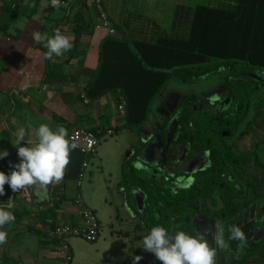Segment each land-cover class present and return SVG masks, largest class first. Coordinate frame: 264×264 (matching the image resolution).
<instances>
[{
	"label": "crops",
	"instance_id": "crops-1",
	"mask_svg": "<svg viewBox=\"0 0 264 264\" xmlns=\"http://www.w3.org/2000/svg\"><path fill=\"white\" fill-rule=\"evenodd\" d=\"M220 1H174L163 2L162 5L155 0H102V4L117 33L123 31L132 38L134 34L141 37L171 28L177 6L193 8L196 5H216ZM61 5L56 9L51 6V0H0V150L7 149L9 152L8 157L0 160V170L11 171L9 162L19 160L12 143L15 141L13 133L20 127L25 129L26 139H35L33 129L41 123H48L54 128L63 126L68 133L72 127L89 130L116 128L115 133L129 128L136 129V136L131 135L132 132H123L110 142L105 139L111 135L105 136L95 154L86 156L87 166L93 159L97 162L100 168L98 174L102 178V183L96 186L97 197L92 201L86 202L80 192L87 166L83 168L78 184L85 157L75 149L70 152V162L62 180L53 181L44 188L38 184L26 186L12 192L10 197L6 190L11 189L5 184L4 197H7L0 200V204L11 203L9 210L14 213L15 220L0 229L8 233L7 242L0 245V264H62V257L56 251L57 243L49 236V231L62 222L82 223L80 207L74 203L77 196L96 213L99 221L101 217L108 224L105 230L100 222L102 231L96 242H102V254L99 253L93 264H137L133 259L135 256L141 257L138 264H161L154 254L140 246L145 228L141 219L136 218L139 215L131 214L124 204L123 185L120 184L122 164L135 156L133 165H136L138 174H150L152 168H148L149 162L162 163V169L170 174L193 171L199 167V161L203 165L208 164L201 154L182 161L184 147L174 141L173 132H168L165 138L154 137L147 147L162 121L161 107L167 108L169 103H176L182 97L178 92L184 84L178 79H170L151 104L146 122L137 127L124 125L125 120L117 110V101L122 94L119 89L109 90L94 100L85 94L99 64L101 42L109 36L105 28L95 27L99 20L95 6L89 0H61ZM150 12L151 15H148ZM35 31L49 36L60 31L72 40L74 46L62 56H53L49 60L46 58L47 49L33 39ZM46 64L53 69L50 82H46L44 77ZM261 112L264 125V109ZM251 135L245 134L237 139L238 152L249 150ZM113 158L119 162V182L111 179L113 174L109 169ZM166 161H170L169 164ZM89 172L91 174L92 170ZM132 193L140 210L138 212L143 214V192L135 189ZM57 199L60 202L52 224L49 218L51 212L46 211ZM103 209L108 211L107 215L103 214ZM255 209L264 214V196L226 220L209 215H190L186 219L175 217L172 231L184 230L194 235L204 232L210 246L217 247L214 240L216 224L223 223L226 228L239 227L244 233V241L229 240L226 231L225 240L229 247L217 248L215 264H264V246L255 243L259 222L255 218ZM201 221L206 224L200 225ZM97 249L100 250L99 245ZM71 252V264H75L72 248Z\"/></svg>",
	"mask_w": 264,
	"mask_h": 264
},
{
	"label": "trees",
	"instance_id": "trees-1",
	"mask_svg": "<svg viewBox=\"0 0 264 264\" xmlns=\"http://www.w3.org/2000/svg\"><path fill=\"white\" fill-rule=\"evenodd\" d=\"M223 72L228 74L226 82L230 87L223 111L218 109L222 100L186 95L173 115L183 135L181 139L196 151L211 153L212 166L200 172L210 175V179L201 182L216 183L226 171L235 169L238 157L228 146L222 148L217 143L214 128L224 126L232 134L247 113L254 89L258 83L264 86V0H221L216 5L193 8L177 6L172 27L159 34H134L129 38L116 30L101 42L99 64L85 94L94 100L109 90L119 89L126 100L125 123L137 127L146 122L151 104L170 79L192 82ZM52 76L53 69L46 64L45 81L50 82ZM134 158L122 164L124 204L131 214L139 215L136 218L141 219L146 231L156 225L167 228L168 224L155 220L149 212L137 211L132 192L142 191L145 202L147 196H157L168 204L176 201L178 191H184L176 188L174 179H168L172 180L168 188L163 180H143L133 165ZM237 175L241 178L239 172ZM6 191L10 197L12 191ZM149 201L151 211L154 202L152 198ZM59 202L60 199L55 200L46 211L51 212L52 224Z\"/></svg>",
	"mask_w": 264,
	"mask_h": 264
},
{
	"label": "flooded vegetation",
	"instance_id": "flooded-vegetation-1",
	"mask_svg": "<svg viewBox=\"0 0 264 264\" xmlns=\"http://www.w3.org/2000/svg\"><path fill=\"white\" fill-rule=\"evenodd\" d=\"M264 74V72H263ZM227 72L219 73L202 79H214L218 78L220 81V87L224 92L220 96H207V95H191L185 94L175 103H169L167 108L160 110L163 111L162 121L158 124L156 134L148 141L147 147L151 143L154 137L160 136L165 138L168 132H173V139L175 142L183 145V154L181 155V160L190 159L193 155L201 154L205 156L208 160L207 165H203L202 161H199L198 168L193 171H177L175 173H167L162 169V163H147L150 169V174H138L143 180H148L149 178L163 180L164 186L166 188L170 187L172 180L174 179V184L176 188L181 189L184 193L177 192L178 196L175 197L176 201L165 204L164 200L158 198L157 196H147V201L145 202V197H143V204L145 211L143 214H149L155 217L157 221H163L164 224H168L167 228L170 233H173V219L175 217H184L185 219L191 216H203L209 215L214 216L217 219H229L237 215L239 212L243 211L248 207L254 200L259 199L264 196V178H263V166H264V144H259L258 139L261 138V132L264 131V125H262V109H264V98L260 92L259 98H255L258 92L261 91L260 88L264 86L259 84L254 89L249 102V107L247 113L243 120L235 126V130L232 134L227 131L226 127H215V139L217 143L224 148L228 146L234 154L238 157V162L235 165V169L230 172L226 171L221 176V181L216 183H202V179H210V175H201L200 172L206 171L212 166V156L210 151H196L189 143L182 140V134L179 133V125L177 118L173 115L177 112L182 99L186 95L191 96H201L206 97L210 100H222L221 105L218 107L219 110L225 108L227 95L229 94V85L226 82ZM202 81L201 79H199ZM198 80L188 82L194 83ZM224 87V89H223ZM166 105V104H165ZM245 134H252V141L248 151H243V153L238 152L237 139ZM181 136V137H180ZM259 137V138H258ZM146 148V146H145ZM170 161H166L169 164ZM156 164V165H155ZM136 166V165H134ZM137 168V167H136ZM238 170V171H237ZM136 171H138L136 169ZM237 172L241 174V178L237 175ZM201 179V180H200ZM142 192V191H141ZM155 194V193H154ZM258 196H257V195ZM144 195V194H143ZM152 198V210H149L150 201ZM234 199H240V201H235ZM134 202V200H133ZM196 202V205H194ZM135 204V203H134ZM135 207L137 205L135 204ZM137 209V208H136ZM137 211H140L139 208ZM256 220L258 223L256 226L257 235L255 243H260L264 246V214L261 210L255 209ZM140 213V212H139ZM142 214V213H140ZM203 220V219H202ZM206 224L205 221H201L200 225ZM162 224V222H161ZM145 235L148 231L144 230ZM189 232V231H188ZM190 233V232H189ZM192 234V233H191ZM194 235V234H193ZM244 264V263H243ZM246 264V263H245Z\"/></svg>",
	"mask_w": 264,
	"mask_h": 264
},
{
	"label": "clouds",
	"instance_id": "clouds-1",
	"mask_svg": "<svg viewBox=\"0 0 264 264\" xmlns=\"http://www.w3.org/2000/svg\"><path fill=\"white\" fill-rule=\"evenodd\" d=\"M51 6L59 9L61 0H51ZM33 39L43 44L47 49L46 58L62 56L73 48V42L60 31L49 36L39 31L33 33ZM35 139H26V131L18 128L13 135L12 143L17 149L18 162H9L11 171L0 170V197L5 195V184L13 193L24 189L26 186L39 185L44 188L53 181L63 179L65 169L70 162V152L76 148L75 143L68 140L67 129L63 126L52 127L48 123H41L33 129ZM9 156L7 149L0 150V160ZM9 204H0V229L15 220V215L9 209ZM226 231L229 240L244 241V233L239 227L226 226L223 223L215 225L214 240L217 247L210 246L206 233L198 232L195 235L184 230L170 233L162 226H153L143 237L140 246L154 254L161 264H215L217 248L229 247L225 240ZM8 233L0 230V245L7 242ZM134 261H140V256H135Z\"/></svg>",
	"mask_w": 264,
	"mask_h": 264
},
{
	"label": "built area",
	"instance_id": "built-area-1",
	"mask_svg": "<svg viewBox=\"0 0 264 264\" xmlns=\"http://www.w3.org/2000/svg\"><path fill=\"white\" fill-rule=\"evenodd\" d=\"M96 8L99 20L95 23L97 29L105 28L109 35L116 32L115 27L110 22L102 0H89ZM117 110L124 118L126 113V100L124 96L119 95L117 101ZM124 125L126 123L124 122ZM116 128L89 130L80 127H72L68 133L70 143H75V150L84 155L81 171L78 176V184L82 177L83 168L87 166L88 160L86 156L95 154L97 147L105 136L115 133ZM74 203L80 207V215L82 218L81 224L71 222H62L57 224L49 231V236L56 241V251L62 257V264H71L72 252L68 239L71 237H80L88 241H96L101 234L102 228L96 213L89 207L85 206L80 196H77ZM21 264V263H18Z\"/></svg>",
	"mask_w": 264,
	"mask_h": 264
},
{
	"label": "rangeland",
	"instance_id": "rangeland-1",
	"mask_svg": "<svg viewBox=\"0 0 264 264\" xmlns=\"http://www.w3.org/2000/svg\"><path fill=\"white\" fill-rule=\"evenodd\" d=\"M158 1L160 4H162L163 2H167V3H171V2H182V3H188L189 0H155ZM164 5V4H162ZM155 9V8H154ZM151 15V12L148 14ZM264 77V75H263ZM202 81L198 80V82H194V83H188V82H182L184 85L181 86V90L178 92L179 95H185V94H191V95H207V96H220L222 95L224 92L222 91V87H220V81L218 78H212V79H201ZM224 89V87H223ZM261 91L258 92V95H256L255 98H259V93H261L264 98V88L261 87L260 88ZM160 102L157 101V106H159ZM125 133V132H132L131 135H135L136 134V129H130L126 128L124 129L122 132H117L112 134L111 136L107 137L105 140L106 141H112L115 137H117L118 135H120L121 133ZM262 134L260 135L261 138L258 139L259 144H264V131L261 132ZM130 136V135H129ZM136 136V135H135ZM131 137V136H130ZM104 140V141H105ZM130 140V138H129ZM251 144V143H250ZM114 162L117 165L116 168H114ZM116 158H113L112 161V165L109 169V171H111V173L113 174V178H111L113 181L114 179H117V182L120 181V171H119V162ZM92 170V173L90 174L89 170ZM99 167L97 165V162L93 159L92 163L89 162L85 172H84V176L82 178V185L80 186V192L81 195L83 197V199L86 202L92 201L93 199H95L97 197V194H95L96 192V186L98 184L102 183V178L100 177V175L98 174L99 172ZM109 178V176H108ZM194 205H196V202H194ZM99 214V213H98ZM103 214L107 215L108 211H106L105 209H103ZM100 218V222L101 224L105 227V230L108 229V224L106 222V220L104 218ZM73 254H74V259L73 262L75 264H93V262L99 257L101 253V247L100 244L102 243L101 241H88L85 240L83 238L80 237H72L71 240H69ZM99 245V249L100 250H96V248ZM104 252H106V249L104 250ZM100 253V254H99ZM59 262V261H57ZM113 262H109L107 264H112ZM59 264V263H57Z\"/></svg>",
	"mask_w": 264,
	"mask_h": 264
}]
</instances>
